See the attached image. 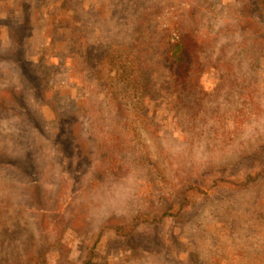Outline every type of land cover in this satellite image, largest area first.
Wrapping results in <instances>:
<instances>
[{
	"label": "rangeland",
	"instance_id": "374dc122",
	"mask_svg": "<svg viewBox=\"0 0 264 264\" xmlns=\"http://www.w3.org/2000/svg\"><path fill=\"white\" fill-rule=\"evenodd\" d=\"M22 1L27 4L25 13L20 11ZM69 3L0 0V49L9 43L2 17L17 20L28 16L30 30L21 53L31 61V67L38 65L34 71L29 69L32 75L37 71L44 76L45 99L37 112L49 117L52 125L51 106L59 112L78 113L84 138L100 145L105 141L96 176L85 182L72 202V215L66 211L72 222L64 239L76 245L81 235L102 226L107 208L124 212L145 208L157 213L170 204L176 209L182 186L201 184V170L214 163L231 162L264 140V52L256 43L261 35L254 16L253 22L242 16L243 6L251 12L252 3L264 12V0H121L124 14L119 18L114 17L115 7L106 0H78L73 8ZM237 22L243 23L235 38L252 42V52L238 53L240 47H233L234 43L225 48L230 26ZM241 24H253L256 31L243 29ZM74 25L79 26L77 33ZM190 32L197 37L204 60L210 61L202 66L197 85L201 96H215L207 99L200 113L206 121L182 118L186 110L179 108L170 81L156 62L161 43L179 41ZM124 47L144 65L149 78H145L146 87L141 86L139 71L132 70L133 61L112 66L115 55ZM150 50L155 56L149 57L153 55ZM215 62L221 68H216ZM22 64L20 57L0 60V105L8 107L0 108V164L7 167V171L0 167V264L22 261L26 254L42 252L43 248L42 228L36 221L38 210L28 214L16 194L17 188L22 190L20 181L27 179L10 171L27 174L29 179L43 164L49 174L63 166L60 145L37 128L35 115L29 112L35 103L23 94L26 87L20 73L18 77L14 74ZM224 70L230 71V77L222 80ZM114 98L127 102L126 112L135 109L130 118L136 125L128 130L115 128L114 118L107 116L109 107L116 103ZM21 116L26 118L25 123ZM137 138L144 139L140 143L145 148L144 160L134 164L131 155H122L130 150L128 147H134ZM13 143L24 144L27 152L28 159L18 166L7 156ZM110 152H120L115 156L120 167L112 175L106 154ZM121 167L127 171L126 177ZM44 183L40 186L51 195L60 185L58 180ZM202 187L211 192L208 186ZM227 194L220 200L207 198L200 214L184 226L181 237H161L157 251L123 264H184L187 249L196 251L203 264H264V176L240 192ZM46 231L49 237L51 232Z\"/></svg>",
	"mask_w": 264,
	"mask_h": 264
},
{
	"label": "trees",
	"instance_id": "16d2710c",
	"mask_svg": "<svg viewBox=\"0 0 264 264\" xmlns=\"http://www.w3.org/2000/svg\"><path fill=\"white\" fill-rule=\"evenodd\" d=\"M68 2H70L69 5L73 8V5H76L78 0H68ZM106 2L109 6L115 7L114 17L119 18L124 14L121 10V7H124L121 4V0H106ZM256 4L252 3L250 5L251 12H246L243 6L244 13H242V16L248 22H253L254 16V20L256 21L254 24H258V33L261 35L256 40L257 47L264 52V12ZM26 9L27 4L25 1H22L20 11L25 13ZM139 20L141 21V18ZM1 23L4 26L9 43L6 48L0 49V60L10 61L18 57L22 59L23 64L19 68H15L14 74L18 77L20 73L26 87H24L23 94H28L35 103V108L29 112L35 115L34 120L38 126L37 128L50 137L52 141L58 143L60 145L59 148L63 151L59 154L63 166L56 173L49 174L47 166L44 164L41 170H36L35 175L29 179L27 178V174L23 175L22 173L10 171L20 176V178L25 177L27 179V181L24 179V183L19 180L22 184V190L20 192L17 188L16 194L20 200V204L24 206L23 208L28 214H33L34 209L37 208L38 216H36V221L38 226L42 228L40 233L43 241L42 252H30L24 256L22 261L13 262L12 264H123L129 262L131 259L140 257L146 253L157 251L160 247L161 237L162 239L181 237L184 232V226L200 214L207 198L212 196L218 200L223 199L227 197V191L240 192L247 185L256 181L258 177L264 176L263 140L231 162L214 163L209 168L201 170L198 173L201 184H184L176 209H173L170 204L162 207L157 213L147 211L145 208H138L134 212H124L117 207L107 208L105 220H103V224L99 229L81 235L79 239L77 238L76 245L68 244L64 239V233L72 222V218L70 217L72 215V202L78 197L82 188L86 186L85 182H88L89 178L96 176L94 174L99 165L100 150L105 141L100 145L94 143L89 137L87 139L84 138L82 120L79 118L80 115L78 113L76 114L72 111L59 112L51 106V114L53 115L55 126L48 122L49 117L46 119L44 116L39 115L37 112L38 106L42 105L45 99L42 90L44 76L37 71L32 75L29 69L31 68L34 71L38 69V65L34 64L31 67V61L22 56L21 53L22 42L27 38L28 31L30 30L28 25L30 20L26 15L19 16L17 20L3 16ZM240 23L243 22H237V25L234 23L230 26V31H228L227 35L229 41L226 43L225 48L234 43L233 47L237 46V44L240 47L238 53L240 51L244 53L252 52L254 45L252 42L247 44V38H244L245 43H243V40L239 42L238 38H235V33L240 35ZM241 25L243 29L249 30L250 28V31H256L253 24ZM74 28L75 33H77L76 31L79 29V26L74 25ZM190 33H185L179 41L169 42L165 40V43H161L160 53L158 58H156V62L159 71L163 72L169 79L171 84L170 89L174 95H177L176 103L179 108L186 110V117L182 118L188 121L194 119L198 121V119L203 120L204 118L200 117V113L204 111L203 106H205L207 99H213L215 96H201L200 91L197 90L203 70L202 66L210 61L204 60L200 46H198L197 37L193 32ZM235 39L236 41H234ZM245 48L248 49L245 50ZM117 50L120 51V49ZM128 52H126V47H124L122 52L120 51L118 55H115L112 66H116V64L120 66V63L122 65L129 60L133 61L132 70L139 71L142 79L141 86L146 87L144 81H149V78L143 67L144 65L139 64L138 60L134 59L133 51L130 52V56L127 55ZM150 53L153 54V50H150ZM152 56L155 55L153 54L149 57ZM213 64H215L216 68H221L218 62ZM121 68L123 69V66ZM224 72L221 76L222 80L230 77V71L224 70ZM220 85L221 83H219ZM114 100L116 103L114 102L113 108L109 107L112 113L108 112L107 116L114 118L116 122L115 128L128 130L131 125H136V121L130 118L134 115L135 109H127L126 112L127 102H124L121 98H114ZM2 105H0V108L4 110L8 108L5 107L4 103ZM13 110L15 109L13 108ZM121 111L124 112L123 115L119 114ZM178 114L180 115L181 113ZM23 117L21 116V120L22 123H25L26 118ZM194 126H196V123ZM133 142H135L134 147H128L130 150L123 153L122 158H128L131 155L133 163L136 164L144 160L142 150H145V148L144 145H140V143L144 142V139L139 140L137 138ZM11 145V155L7 154V156L9 160L14 159L15 162L12 163L18 166V164L28 159L25 145L20 144L15 146L14 143ZM104 150L109 151V144ZM106 154L111 160L110 173L112 175V173H115V168L120 167L118 160L115 159V156L119 155L120 152ZM5 166L4 164H0V167L5 168L7 171V167ZM123 167L125 169L128 168L125 163ZM142 173H144L143 170ZM121 174L124 177L128 175L127 171L123 169L121 170ZM107 178L109 179L110 177ZM49 180H58V183H60L53 195L46 194V188L43 190L40 186L46 184L44 182ZM204 185L209 187L210 193L202 187ZM198 192L200 194L196 197L195 195ZM69 210L71 214L66 216V211ZM166 222L169 224L165 225ZM46 230H50L51 232L49 237ZM184 253L186 254L182 259L184 264H203L198 258L196 251L187 249ZM187 258H190V262L188 263H186Z\"/></svg>",
	"mask_w": 264,
	"mask_h": 264
}]
</instances>
